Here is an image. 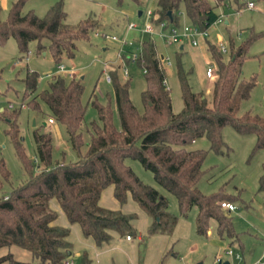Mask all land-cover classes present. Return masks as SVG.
Segmentation results:
<instances>
[{
    "label": "trees",
    "instance_id": "16d2710c",
    "mask_svg": "<svg viewBox=\"0 0 264 264\" xmlns=\"http://www.w3.org/2000/svg\"><path fill=\"white\" fill-rule=\"evenodd\" d=\"M119 3L122 0H117ZM140 3V0H134ZM156 21L178 24L181 4L191 24L206 30L220 13L215 10L223 0H155ZM25 0H13L4 20L0 19V43L8 37L15 38L20 52H28L30 41H36L37 53L49 50L55 64L63 55L72 56L75 40L86 37L94 28L91 18L81 20L76 26L65 23L66 12L61 2L53 4L44 16L34 11L22 12ZM220 2V3H219ZM152 19V17H151ZM260 34H251L238 46L231 44L228 58L215 44L209 43L214 61V77L210 82L212 101L203 91H193L181 68L178 69L183 107L173 112L170 90L165 84L162 59L156 42L143 39L135 62L141 67L146 87L141 92L144 111L139 112L129 95V80H122L117 70L109 69L112 93L120 118V128L112 121L109 105L91 100L97 113V122L91 121V130L84 122L86 103L81 100L83 85L80 79L66 80L53 74L46 89L34 94L27 102L38 109V98L48 107L49 118L61 124L67 140L77 154L71 162L52 160V135L50 131L33 130L36 157L28 158L19 134L17 116L20 108H4L0 116L7 119L8 133L22 163L25 179L6 193L3 185L10 174L0 158V248L17 245L31 252L37 263L65 264L72 255L68 241L69 227L53 224L57 212L50 206L55 198L70 223H78L85 236H91L100 246L111 239L110 231L120 236L139 239L138 262L142 264L147 235L172 232L177 216L167 208V199L152 185L144 183L125 163L130 157L141 162L153 173L155 181L173 194L180 213L197 207L196 228L207 233L211 219L216 222L220 238L238 239L232 217L220 203L234 201L236 197L224 187L212 193H203L197 186L204 170L202 162L206 150L190 148L200 137L210 141V148L221 151L224 143L222 128L230 124L240 133L255 135L254 149L264 147V115L244 111L238 114L240 103L249 97L254 85L252 79L242 76V61L252 41ZM22 57V55H21ZM127 62L128 57H125ZM37 88V73L28 71L24 79L22 99ZM8 116H5L6 113ZM89 133L88 140L84 133ZM85 149L82 151V147ZM113 186V196L123 204L127 193L151 218L147 234L137 232L134 213L102 207L99 197L102 190ZM264 186V163L260 187ZM79 264H91L86 251ZM35 264L15 259L11 252L0 256V264Z\"/></svg>",
    "mask_w": 264,
    "mask_h": 264
},
{
    "label": "rangeland",
    "instance_id": "374dc122",
    "mask_svg": "<svg viewBox=\"0 0 264 264\" xmlns=\"http://www.w3.org/2000/svg\"><path fill=\"white\" fill-rule=\"evenodd\" d=\"M12 1L0 0L1 20L7 18ZM213 1L216 2V0ZM247 1H252L253 7H247ZM56 2H61L66 12L65 23L69 26H76L85 18H91L94 23V28L89 30L86 37L74 41V54L62 56L59 63L65 66L64 70H59V64L54 63L47 48L39 53L35 51L36 41L29 42L28 52H20L12 36L0 43V108H2L0 112L4 108L7 110L20 108L17 124L28 158L36 157L33 130L38 127L41 131L51 132L53 161L67 163L77 159L76 152L67 140L65 128L57 122H47L49 116L47 105L39 98L38 109L27 105L34 94L47 88L51 77H45V74L58 73L66 80L80 79L83 85L81 100L86 103L84 122L89 130H91L90 122H97L96 110L91 100L87 101L89 97L97 99L104 105H109L113 124L117 129L120 128L112 84L105 80V72H109V69H116L122 80H129L130 98L139 112L144 111L141 92L146 87V81L142 69L135 61L129 59L127 62L124 57H129L131 51H138L141 41L146 38H151L156 42L157 52L162 56L161 65L165 71L166 86L170 90L172 110L179 112L183 107L179 68L182 69L192 90L203 91L208 104H211L210 82L214 74L212 78H207L205 75L206 67L211 65L214 68L209 43L218 46L217 44L222 42L226 48L223 56L227 59L231 44L238 46L251 34H260L251 42L242 61V76L245 79H252L254 85L249 97L240 103L238 114L250 111L264 115V0H223L222 3L219 2L215 10L222 15L206 29V38L200 37L197 45L190 44L186 39L174 40L171 43L165 42L159 35L160 26L159 21H156L155 0H140V3L134 0H122L121 3L117 0H25L22 12L32 10L38 16H44ZM139 10L142 11L141 15L138 14ZM147 10L152 11V19L145 16ZM225 20L227 23L224 22ZM129 22L136 23L137 26L126 31ZM146 22L152 24V33L142 31ZM178 24H191L182 4L179 9ZM96 31L105 32L108 36L96 35ZM113 34L119 38L126 35L133 44L123 46L119 40L111 39ZM180 44H183V48H180ZM119 56H123L124 61ZM121 65L127 68V75H124ZM28 71L37 73V88L34 93L27 95L23 100L24 79ZM4 114L8 116L7 111ZM8 129L7 119L0 116V158L10 174V181L4 183L2 188L4 193L25 179L21 160L16 154L11 137L7 132ZM221 132L224 141L221 151L211 149L210 141L206 137L196 139L189 147L206 150L202 162L204 173L198 181V188L208 194L223 186L226 192L236 197L232 201L236 208L230 211V215L238 239L220 238L213 219L208 223L210 233H198L196 228L197 207L194 205L185 214L180 213L176 197L155 181L153 173L144 168L137 159L125 158V163L144 183L154 186L165 196L168 211L177 216L172 232L147 235L144 247L147 264H223V262L216 261L217 256L223 259L222 261L228 260L229 264L264 262V186L260 187L264 147L254 149L255 135L240 133L230 124L224 125ZM88 138L89 133L85 132L84 139L88 140ZM84 149L85 145L82 151ZM107 187L111 190V185L106 186L105 189ZM103 200H112L111 193L107 196L105 190ZM53 201L56 199L52 198L50 203L53 204ZM123 208L136 215L134 226L138 233L146 235L150 223H147V220L141 216L143 214L147 218L145 211L130 196L125 200ZM89 239L94 251L104 248L95 257L99 264H121L122 262L134 264L132 253L137 255L138 249L139 255V239L134 236L127 241L125 235L118 238L114 235L112 240L116 242L103 243L100 246H97L92 238ZM80 244L78 238L73 241L70 258L74 264H79V256L83 251L90 254L91 248H81ZM228 248L234 252H240L241 259L226 254ZM7 252H11L15 259L38 264L32 258L31 252L20 246L11 245L0 248V256Z\"/></svg>",
    "mask_w": 264,
    "mask_h": 264
},
{
    "label": "built area",
    "instance_id": "2783aa9c",
    "mask_svg": "<svg viewBox=\"0 0 264 264\" xmlns=\"http://www.w3.org/2000/svg\"><path fill=\"white\" fill-rule=\"evenodd\" d=\"M246 6L250 7V8L253 7V2L247 1ZM145 16L146 17H152V11L147 10L145 12ZM136 26H137L136 23L129 22L126 26V31L134 29ZM159 26H160L159 35L167 43H171L174 40L186 39L190 44L197 45L198 39L200 37L206 38V35H207L206 30H202L197 25H194V24L174 25V24H167V22L165 20H163V21L159 22ZM142 31L152 33L153 32L152 24H150V22H146L145 25L142 27ZM95 34L96 35H102V36H108V34H106L105 32L99 33V31H96ZM111 39L119 40L123 46L126 44L127 45L133 44V42L131 40H129L126 37V35H124L122 38H119L118 36L113 34V35H111ZM217 45L223 53L226 52V48H225L224 44H222V42H219ZM139 48H140V46H139ZM119 57H121L122 60L124 61L125 57L124 58H123V56H119ZM137 57H138V51H136V52L131 51V54L128 58L132 61H135V59ZM58 66H59V70H61V71L65 69L62 64H59ZM121 67L124 70L123 71L124 75H127V68L124 65H121ZM213 74H214V68L211 65L206 67V69H205L206 77L212 78ZM52 75L51 74H45L44 76L46 77V76H52ZM105 80L107 82H111V76H110L109 72H105ZM9 106H12V104H9ZM48 121L51 122L52 118H48ZM220 205H221V207H223L229 211L234 210L236 208L235 204H233L232 202H229V201H222L220 203ZM125 237H126V239L131 238L129 235H126ZM226 253L233 255L236 258H240V256H241L240 252H234L230 248L226 250ZM216 261L221 262L222 259L220 257H217ZM65 264H73L72 259L66 260ZM259 264H264V262H260Z\"/></svg>",
    "mask_w": 264,
    "mask_h": 264
},
{
    "label": "crops",
    "instance_id": "0c3cea01",
    "mask_svg": "<svg viewBox=\"0 0 264 264\" xmlns=\"http://www.w3.org/2000/svg\"><path fill=\"white\" fill-rule=\"evenodd\" d=\"M142 14V11H141V13H140V15ZM222 14H220L219 15V17L218 18H220V16H221ZM225 23H227V20H225L224 21ZM180 48H183V44H180ZM160 57H161V59H162V56L160 55ZM63 65V64H62ZM64 66V65H63ZM64 68H65V66H64ZM72 72V71H71ZM58 74V73H57ZM46 77H51V76H46ZM166 80V79H165ZM165 84H166V82H165ZM2 108H0V110H1ZM48 118L49 117H47V122L48 123H54L55 122V120H52L51 122H49L48 121ZM34 125H35V122L33 123ZM44 125H46V123L44 122ZM105 190L107 191V196H110V193H111V196H112V200H103V196L105 195ZM131 197V195H130V193H127V196H126V199L128 198V197ZM132 198V197H131ZM229 202H232V201H229ZM98 203L102 206V207H105V208H110V209H120L121 211H123V212H126V213H131V212H128L126 209H124L123 208V205H124V203L123 204H120L116 199H115V197L113 196V186L111 185V190H109V188L107 187L106 189L104 188L103 190H102V192H101V194H100V197H99V200H98ZM233 204H235L234 202H232ZM50 206L54 209V210H56V212H57V217H56V219L53 221V224H56V225H60V226H64V227H69V230H70V232H69V235H68V237H67V239H68V241L69 242H71V244H72V248H73V241L76 239V238H78L79 240H80V242H81V244H80V246H82L81 248H83V247H88V248H91V244H90V239L89 238H92L91 236H89V237H86L83 233H82V230H81V228H80V226H79V224L78 223H76V222H74V223H70L68 220H67V218H66V216H65V214H64V212L62 211V209L60 208V206H59V204H58V202L57 201H53V204L52 203H50ZM228 214H230V211L229 210H225ZM140 213V212H139ZM142 213V212H141ZM144 214H146V212L144 213ZM141 216L142 217H144L146 220H147V223H151V218H150V216L148 217L147 216V218L143 215V214H141ZM135 219H136V217L133 219V223H134V221H135ZM211 232V230L208 228V230H207V233H210ZM110 234H111V239L110 240H112V238H113V236L114 235H116L117 236V238L118 237H122V236H120L117 232H115V231H110ZM84 237V238H83ZM126 238V237H125ZM93 239V238H92ZM132 239V237L130 238V239H126L127 241H130ZM108 241V242H116V240H112V241ZM93 241H94V239H93ZM95 242V241H94ZM108 242H104V243H108ZM103 244V243H102ZM72 248H71V251H72ZM104 248H102V249H100V250H95L94 251V249H93V247L90 249V254L88 253L87 255H88V258L90 259V261H91V264H99L98 262H97V260H95V257L99 254V252L101 251V250H103ZM229 249V248H228ZM132 250H134V249H132ZM76 254H78V252L76 253ZM75 254V255H76ZM227 254V253H226ZM228 255H230V254H228ZM240 255H241V253H240ZM233 256V255H232ZM217 257H219V256H217ZM216 257V258H217ZM234 257V256H233ZM234 258H236V257H234ZM71 259V258H70ZM236 259H241V256H240V258H236ZM95 260V261H94ZM223 260V259H222ZM132 261H133V263L134 264H139L138 263V249H137V255L135 254V253H132ZM223 262V264H229V261L228 260H224V261H221V262H218V263H222ZM72 263L74 264V262H73V260H72ZM121 264H125L124 262H122ZM142 264H147V259H145V255H144V257H143V261H142Z\"/></svg>",
    "mask_w": 264,
    "mask_h": 264
},
{
    "label": "water",
    "instance_id": "95a60500",
    "mask_svg": "<svg viewBox=\"0 0 264 264\" xmlns=\"http://www.w3.org/2000/svg\"><path fill=\"white\" fill-rule=\"evenodd\" d=\"M140 13H141V10L138 11V14H139V15H140ZM33 123H34V122H33Z\"/></svg>",
    "mask_w": 264,
    "mask_h": 264
}]
</instances>
